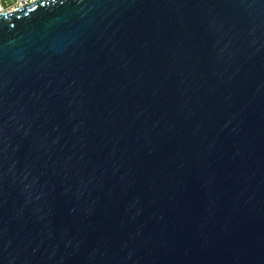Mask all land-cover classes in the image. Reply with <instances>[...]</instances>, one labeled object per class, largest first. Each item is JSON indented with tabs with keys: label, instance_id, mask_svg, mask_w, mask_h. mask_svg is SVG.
Listing matches in <instances>:
<instances>
[{
	"label": "water",
	"instance_id": "obj_1",
	"mask_svg": "<svg viewBox=\"0 0 264 264\" xmlns=\"http://www.w3.org/2000/svg\"><path fill=\"white\" fill-rule=\"evenodd\" d=\"M0 264H264V0L1 14Z\"/></svg>",
	"mask_w": 264,
	"mask_h": 264
},
{
	"label": "built area",
	"instance_id": "obj_2",
	"mask_svg": "<svg viewBox=\"0 0 264 264\" xmlns=\"http://www.w3.org/2000/svg\"><path fill=\"white\" fill-rule=\"evenodd\" d=\"M36 0H0V15L10 13L22 6L34 3Z\"/></svg>",
	"mask_w": 264,
	"mask_h": 264
}]
</instances>
